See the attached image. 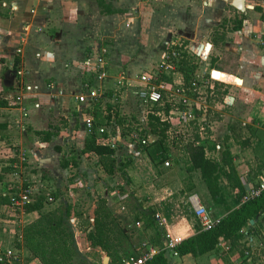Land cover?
I'll return each instance as SVG.
<instances>
[{"label": "crops", "instance_id": "0c3cea01", "mask_svg": "<svg viewBox=\"0 0 264 264\" xmlns=\"http://www.w3.org/2000/svg\"><path fill=\"white\" fill-rule=\"evenodd\" d=\"M116 1L118 5L130 1L134 5L136 12H143L146 15L151 16L149 23L154 25L163 22L164 24H175V26L178 24L179 28L183 27L180 29V31L183 30L182 32L198 31L200 28L208 30L210 28L211 33H217L215 38L217 44L214 45L212 42L213 38L208 41L211 45H208L211 46V49L213 47L215 49L223 48L229 61L227 65H223V68L216 70L232 76L233 81L226 82L227 91L223 92L221 99L214 104L213 108L212 106L211 109L208 110L207 108H201V110L196 112L197 115H199V118L197 117L196 120L200 119L202 121L206 118V122L197 123L195 136H197L198 139L196 142L205 147L207 158L215 160L219 158L223 148L228 147L236 171L244 181L245 193H248L253 188H257L260 183L264 182V158L261 157L259 149L255 147V145L261 141L264 143V0H243V11L238 10L233 5L234 0H162L163 3L169 4V6L161 5L160 8H158L157 6L159 5L155 3L153 6V2H156V0ZM52 4V0H0V46L11 44L14 47L19 43L16 46V49L21 50L19 54L15 52V54L7 60L4 64V72L1 73L0 71V86H2L3 89H6V91H9V94L7 93L8 95H5L0 90L4 94V96L2 95L3 97L1 101H9L7 100V97L10 93H13V96L19 93L20 90L18 84H14V81L17 78H15L14 74L8 69V66L11 62H14L16 66L21 64L27 69V64L24 60V53L29 40L28 36H33L36 30L39 29L37 28L39 23L36 22L39 18V13L45 9V13L49 15V9L51 11L54 6H52ZM45 6L46 8H44ZM111 8L113 10L118 9V7L114 8L113 6H111ZM157 8L164 19L156 20L157 17H160L159 14L157 15ZM143 9L147 10L143 11ZM168 11H173L169 13L173 14L169 19H167L166 16ZM193 12H195V17H192ZM152 17L154 18L153 20ZM170 20L172 22H170ZM240 20H242V23L239 26ZM23 32L26 33H24V37ZM221 33H225L223 41L218 40V36H220ZM21 37L24 39L23 42H21ZM41 37L47 41L48 45L53 46L48 41L47 36L43 35ZM7 50L8 48L6 47H3L2 49L4 53H6ZM37 54L38 53L35 55L37 56ZM37 57H39V62H42V64L43 61L48 62L51 71L49 74L46 72L45 75L46 77L52 76V79L55 80H48L45 83L44 96L48 98L49 95L47 94L48 91L46 85L52 82L56 84L58 90L62 91V95H57L58 97L56 99H51L55 102L53 103L54 108L55 106H60L59 104L62 103L65 105L63 106L64 111L68 112V106H77L78 104L74 101V96L82 91V86L85 81H83L78 87L74 83H70L71 79L67 76L68 73L66 74L62 72V70H55L51 67L54 63L46 58L44 55V49L39 50V56ZM39 66L41 71H43V65L40 64ZM120 73L123 72L121 71ZM215 73L216 72H214V74ZM216 74L219 76L222 74V76H226L230 79L226 74ZM235 82H237L238 85L235 84ZM62 83H65L66 87L62 86ZM126 92L128 91H125L124 93ZM222 98L224 99L223 103L220 101ZM100 101L97 100L92 105L83 104V106H86L87 108L80 110L79 107V110H75L79 114L76 117H79L80 119L82 115H90L92 110L87 112V109L93 108L94 105L98 104ZM25 102L28 104L26 100ZM34 110L35 109L31 108L29 117L25 121V132H27L28 127L29 129L34 127L31 115H35L38 109ZM52 110V107L45 109V111L48 112ZM224 112L225 114H223ZM102 113L105 115L106 110ZM109 114L110 113L105 116ZM18 115V111L15 108L10 107V105L7 107H0V144H5L4 146L8 147L11 142L16 144L23 141L22 138L25 135V132L20 134V132L14 128V118ZM115 115L118 118H122H119L121 119L119 121L124 120V117L121 114L116 112ZM225 115H227V119H224L226 123L221 119L222 116ZM90 116L95 119L93 115ZM66 117L68 118V115ZM79 122H81V120ZM115 126L117 125H114V127ZM117 128H121V130L123 129L120 125ZM36 130H38V132L45 131L42 128H36ZM73 130H75V135L82 140L80 141L81 144L79 142L77 145L79 144L80 146L78 147L83 150L84 142L88 137V134L85 132L84 127L81 124L77 128L76 126L73 127ZM108 131H110L115 140V147L113 148L115 149V157L118 161L127 163V165L123 167V169L121 168V170H116L114 175L108 176L104 172L101 164L97 161L95 167L98 171L103 173L105 180H103V183L99 186L90 189L80 188V186H86L87 179L85 178H88V174H86L87 172H84L83 170L81 171L80 166L84 164V157H95L96 160L98 157L92 153L72 156L70 159H76L78 166L74 168L71 166L62 168L61 161L66 159L60 158V155L64 153L63 148L65 147V142H61L62 146L59 149L55 142L61 141L62 138L61 140H58V137H60L59 134L52 138L54 143L52 146H55L53 147L54 153H48L49 157L52 159L47 160L46 157L48 154L45 155V153L42 152L44 158L42 159L41 167L47 170L46 172H50V175L52 174L55 185L53 182H47L46 179L42 178L39 183V189L47 191L48 193L49 191H53L56 196H51V201L46 204L44 208L54 206L51 208L54 210L61 204L69 205L71 207L69 222H72V225H75L76 223L78 228L81 229L82 227L80 226L86 227V224L89 225L93 223L96 200L97 198H102L106 200V206L112 216L117 220V225L122 226V221L128 223L127 226L129 228L123 227L128 235L127 242L123 244L124 246L126 245L127 248H125V250L128 251V254L136 255L150 249L158 250L159 252L168 251L173 264H226V262L219 257L220 251L218 249L196 258L191 255L179 257L176 252V247L182 240L195 234L194 225H196L197 220L196 222L193 221L195 217L188 203V197L190 194H196L198 198L207 205V210L212 217L222 218L226 213L222 205L214 204L211 200L207 189L200 179V173L198 171L190 173L186 171L187 164H185L186 159L183 153L180 151L179 157L183 160L181 163H183L185 167L182 170L184 171V177L181 176L176 182V180L171 179V177L176 179V173L174 174L172 170L170 172L161 170L162 168L157 170L145 152L140 151L139 144H132V142L125 140L123 137L120 138V136L115 135L114 129H109ZM53 133L56 134L57 132L54 131ZM15 136H18V139H15ZM104 139L107 143L110 142L108 137H105ZM153 140L154 139L152 138L151 142ZM36 144L41 147H45V145L49 144L51 146V141L50 143H45L41 139L37 140ZM169 144L171 151L173 150V147L171 146L175 145V143L173 144L171 142ZM255 148L257 150H255ZM2 150L3 149L0 150V166L6 167L4 169L7 172L6 176H14L15 172L13 167L18 165L19 160L17 159V156H12L11 158V156L7 154L6 149L4 151ZM37 155L39 156V154ZM31 157H33L32 153L30 154V158ZM174 159L175 157L171 152L170 161H173ZM53 160L60 163V169L54 168L52 163ZM255 160L259 162V169L256 172H253V162ZM27 161L25 163H27ZM25 163H23L22 166ZM141 163H144V170H146L147 167L146 172L149 175V178L153 177V179H156L155 185L139 183L142 176L140 173L143 172L142 169L139 168ZM131 166H135L136 169ZM76 170L77 172L80 171L78 177L83 176V178L78 180L80 182L77 184L80 185L79 187L70 181L71 184L66 182L65 185H61L62 182L57 180L63 175V173L73 174L77 173ZM74 177L77 179L76 176ZM106 180H109L111 184H108ZM104 182L106 184H104ZM120 183H122V189L118 188ZM218 183L230 207L237 208L240 205V202L236 199L235 193L231 190L227 180L222 177L219 179ZM186 190L191 191L186 192ZM128 198L130 199L128 200ZM10 208L11 207L5 205H0V223L1 221L5 222V224L14 223L13 216L10 213H8V219L4 217L5 211L7 212V209ZM186 208L192 214L189 218L184 212ZM51 209L49 208L47 211H50ZM126 210L129 211L128 214H125ZM136 216H138L139 219H135ZM37 217L38 214L36 212L30 214L23 213L21 215V219L29 218L31 222ZM152 217L154 218L153 222L151 221L153 219ZM21 221L22 220L19 222ZM129 223H131V225ZM92 226L93 225L89 226L88 231L91 230ZM6 229V226L0 227L1 251H5L13 246V240H11L12 234ZM77 231L79 232H76L75 240L79 251L84 254L92 264H98L96 262L98 257L101 258L100 264H102L103 258L108 257L106 253L99 248H91L88 245L86 238L83 237L81 230ZM255 232H258V230H255ZM249 239L250 237L248 240ZM248 240H246V238L243 239L241 244H244L245 246L248 243ZM169 241H175L173 244L174 247H165ZM173 253H176L177 255H174ZM235 255H238L236 251L233 255L228 257V262L230 264H238L240 261H242V264L261 263L259 260L261 255L253 257L250 260L244 257L242 258L243 260H236L235 258L237 257H235ZM28 263L41 264L38 259H30ZM107 263L115 264L116 262H112L109 258Z\"/></svg>", "mask_w": 264, "mask_h": 264}, {"label": "rangeland", "instance_id": "374dc122", "mask_svg": "<svg viewBox=\"0 0 264 264\" xmlns=\"http://www.w3.org/2000/svg\"><path fill=\"white\" fill-rule=\"evenodd\" d=\"M116 2V0H52V6L54 5L53 9H51V11L49 9V15L45 13V9L39 13V18L36 20V22L39 23L37 26L39 29H37L36 32L34 31L35 33L33 36H28L29 40L24 53V60L27 64L26 70L29 72V75L25 77L26 80L23 79V81H26L28 89V99L26 101L32 104L37 103L39 107L37 108L38 110L35 109L37 110L35 115H31L34 127L30 129L28 127L27 132L24 133L25 135L22 138L23 141L16 144L11 142L8 147L4 146L2 151L6 149L7 154L11 156V158L12 156L19 157V152L21 151L27 153L29 157L28 161L26 160L27 163L23 166L19 163L17 167L12 166L15 172L14 176H6L7 172L4 170L6 167L0 166V196L8 198L12 203L18 201L21 204L20 206L12 204V206H10L11 208L7 209V212L5 211L4 213L6 219H8V213H10L13 216L14 223L5 224V222L1 221L0 227L6 226V230L12 234L11 240H13V246L11 245L12 247L7 250H12L18 254L22 259V264H29L26 260L29 258V251L24 247L23 243H21L18 249L14 242L15 240L22 242V231L26 225L31 222L29 218L21 219V215L23 214L22 206L30 201L31 197L39 195L44 196L47 199L46 204H48L51 201V196L54 195L53 191H49L48 193L47 191L39 189V183L41 179L44 178L47 182L51 181L55 185L52 174L50 175V172H46L47 170L41 167L42 159L44 158L43 153H45V155L49 152L54 153L53 147L55 146H52L54 144L53 140H51V146L50 144L45 145V147L38 146L36 144L37 140L43 139L44 135H37L36 132H38V130H36V128L45 130L39 132L56 131V135L59 134L60 136L58 140L62 138L61 141L55 142L57 148L60 149L62 146L61 142H65V147L63 148L64 153L60 155V158L70 160V157L77 156L81 152L80 147H78L80 145H77V143L82 140L75 135L73 127L76 126L77 128L80 124L84 125L85 119H90L91 117L89 114L82 115L80 119L76 117L79 114L75 110H79V107L80 110L87 108L86 106L84 107L83 104L68 106L69 111L65 112L63 107L65 105L60 103V106H55L54 108L53 103L55 102L49 97L47 98L44 96L45 83L48 80H55L52 79V76L46 77V72L49 74L51 71L49 69L50 65L46 61H43V64L39 62V57L35 55L36 53L39 55V50L44 49L46 58L53 61L54 64L52 63V68L55 70L58 69L59 71L62 70V72L66 74L68 73L67 76L71 79L70 83H74L78 87L83 81L90 82L100 90L102 97L97 100L101 101L95 104L94 107L92 106L93 109H88L89 111L92 109L91 112L93 116L99 117L98 121L101 123L100 127H106L108 130L114 129L115 135L120 136V138L123 137L125 140H128L129 131L133 128L141 129V131L145 127L148 129V122H150L151 119L148 114L147 120H140L142 116H146L145 113H147L149 105H143L141 101L138 100L136 95L137 88L135 90V88L122 87L123 80H121V78H131L135 80L148 72V70H151L155 76V80L160 79L162 86L167 85L164 93L165 102L163 106L159 107V105H157V107L154 106V108L168 107L169 113L172 111L169 116L164 113H159V115L155 116H159L160 121L167 122L170 126L167 131V141L168 143L172 142L177 145V147L173 146V150H171L175 158H180L179 154L183 143L185 144L188 140L194 138L197 123L206 122V118L202 121L200 119L196 120L197 117L199 118L196 112L201 110V108H207V110L211 109V106L213 108L214 104L221 99L223 92L227 91L226 82L233 81L232 76L216 70L223 68V65H227L229 60L223 48L215 49L213 47L211 49V44L208 41L216 38L217 33H211L210 28L208 30L200 28L198 31L182 32L183 30L180 31V29L183 27L179 28L178 24L175 26V24L170 25L160 22L154 25L149 23L151 16L143 12H136L134 5L130 1L120 3V5ZM154 3L159 5L157 6L158 8H160L161 5L169 6V4L163 3L162 0H156V2H153V6L155 5ZM111 6L114 8L118 7V9L114 10L112 14L105 12L109 8L112 9ZM44 8H46V6ZM157 9V15L159 14L160 17H157L156 20L164 19L159 9ZM144 10L147 9H143V11ZM171 12L168 11L166 14L167 19L173 15L169 14ZM194 13L195 12H193L192 17H195ZM153 19L152 17V20ZM170 22L172 21L170 20ZM24 33L25 32H23V37L26 34ZM43 35L48 37V41L53 46L48 45L47 41L41 37ZM18 44L14 47L11 44L0 46V66L3 68L0 67L1 73L4 72V64L15 54ZM3 47L8 48L6 53L2 51ZM101 48L106 50L107 66L105 68L106 76L99 80L97 78L98 73H96L94 68L95 55ZM170 51L173 53L171 55L172 57L176 56L172 62H170L171 59L169 60L168 55ZM178 54H186L190 57L191 64L195 65L194 72L189 76L187 81L188 84H190L188 87L184 86L183 75L178 70L180 62ZM40 64L43 65V71L40 69ZM164 66L170 68L161 70V67ZM121 71L123 73H120ZM214 72L226 74L230 79L226 76H222V74L220 76L216 73L214 74ZM211 75L215 80L211 79ZM18 83L20 82L16 79L14 84ZM169 84L171 87H169ZM235 84L238 85L237 82H235ZM61 85L66 87L65 83ZM175 89H178V91L181 90L182 93L173 94ZM0 90L5 95L9 92L3 89L2 86H0ZM1 91L0 101L4 96ZM115 91H117L116 94H114ZM125 91L128 92L124 93ZM12 94L13 93H10L9 95L11 98L13 96ZM9 96L7 100L10 99ZM220 101L223 103L224 99L222 98ZM7 102L10 107H12L10 101ZM49 106H51L53 110L50 112L45 111L46 108H51ZM104 110H106L105 115L110 113V116L107 115L109 116L108 121H106L107 116L102 113ZM116 112L121 114L124 120L119 121L122 118L119 117L121 118L119 119L115 115ZM155 112L156 111H154V113ZM192 112H194V114ZM223 114H225V112ZM67 115L68 118L66 117ZM221 119L226 123L224 119H227V115L222 116ZM80 120L81 122H79ZM118 122L120 124H118ZM114 125L117 126L114 127ZM119 125L123 128L122 130L121 128H117ZM15 139H18V136H15ZM2 145L5 144H0V146ZM255 147L259 149L261 157L264 158V143L261 141L257 143ZM255 150L257 149L255 148ZM31 153L33 157L30 158ZM37 154H39V156ZM84 158V164L80 167L81 171L83 170L88 174V178H85L87 179L86 186L77 185L80 183L78 180L83 178V176L78 177L80 171L77 172V170V173L73 174L63 173V175L57 179L62 182L61 185H65L66 182L70 181L78 187L80 186V188L90 189L103 183L105 177L103 173L98 171L95 167L98 158L97 160L95 157H93L94 159L92 157ZM46 159L51 160L52 158L49 157L48 154ZM53 161L54 168H59L60 163L55 160ZM168 161L169 165H163L161 170L167 172L172 170L174 174L176 173V179H174V177H171V179L177 182L181 176L184 177V171H182L185 168L184 164H175L174 160ZM143 164L144 163H141L139 166L143 171L140 173L142 176L139 183L155 185L156 179H153L152 176V178H149L146 172L147 167L146 170H144L145 166ZM131 167L136 169L135 166ZM253 168V172L259 169L258 161L255 160L253 162ZM74 176H76L77 179ZM70 182L69 184H71ZM107 182L111 184L109 180ZM104 184L106 183L104 182ZM121 185L122 183L119 184L118 188L122 189ZM24 190H28L31 194L23 193ZM26 194L28 195L22 198ZM129 199L130 198H128V200ZM22 201L24 203H22ZM202 204L207 209V205L204 204V202H202ZM53 207L54 206H50L44 208L45 210L42 209V213H46L49 208L51 209ZM128 213L129 211L126 210L125 214ZM20 220L22 221L19 222ZM193 221L196 222V218H194ZM122 223L123 225L120 226V228L128 227V223L123 221L121 224ZM70 224L72 225V222H70ZM129 224L131 225V223ZM87 225L88 224H86V227ZM72 227L73 229L75 228V234L79 232L77 230H81L85 238V226H80L82 228L79 229L78 225L75 223ZM248 238L249 237H246V240H248ZM125 248H127L126 245L124 246V249ZM260 255L261 257L259 260L261 263L259 264H264V252ZM96 262L100 264L101 258L98 257Z\"/></svg>", "mask_w": 264, "mask_h": 264}, {"label": "trees", "instance_id": "16d2710c", "mask_svg": "<svg viewBox=\"0 0 264 264\" xmlns=\"http://www.w3.org/2000/svg\"><path fill=\"white\" fill-rule=\"evenodd\" d=\"M113 11V9L109 8L105 12L110 14ZM241 23L242 20L239 21V26ZM218 37V40L223 41L225 33H221ZM212 42L214 45L217 44L215 38ZM178 57L180 58L178 70L183 75L184 86L188 87L190 84H188L187 81L189 76L194 72L195 65L191 64V59L186 54H178ZM155 82H160V79H156ZM7 106H9L8 102L0 101V107ZM87 111L89 110L87 109ZM168 111V107L164 108V113L166 115ZM90 115H93L92 112ZM108 117H106V121L109 120ZM94 118L95 126H100L101 123L98 121L99 117L94 116ZM149 118L152 121L150 120V122H148V129L146 127L142 129L141 134L150 135L154 140L146 146H140L139 144V148L141 149L140 151L145 152L153 166L157 170H160L164 162L171 158L170 144L167 141V131L170 126L167 122L160 121L157 116H149ZM118 124L120 123L118 122ZM129 132H131V130ZM36 134H43L44 137L42 141L45 143L50 142L52 138L56 136L53 132H36ZM106 136L105 134L103 135V137ZM98 139L99 136L96 133L88 135L80 155L89 153L96 155L98 157V163L101 164L104 172L108 176H112L116 170L123 169L127 163L118 161L115 157V149L109 145H100ZM197 139V136H194L192 140H188L185 144L183 143L180 149L186 159V171L189 173L198 171L200 173V179L207 189L211 200L214 204L222 205L226 213L215 227L207 231H202L199 224L196 222V225H194L195 234L182 240L177 245L176 252L179 257L191 255L196 258L218 249L220 251L219 257H221L226 264H230L228 262V257L233 255L235 251L238 253V255H235V257H237L235 258L236 260L243 258L245 246L241 244V241L246 237H251L255 230H258L256 227H264V219L261 216L264 212V192L258 197L244 200L243 198L246 195L244 181L236 171L228 147L223 148L218 159H210L206 156L205 147L201 144H197ZM173 146L177 147V145H172V147ZM174 162L175 164H179L183 162V160L181 158H175ZM69 166L77 167V160L72 158V160L61 161L62 168H67ZM222 177L227 180L231 190L235 193L236 199L240 202L237 208L230 207L219 187L218 182ZM190 191L191 190H186V192ZM55 196L56 195H53L52 197ZM46 203L47 199L39 195L31 197V200L22 206L23 213L30 214L36 212L38 214V217L27 224L23 229L22 242L18 240L14 242L18 249L21 243H23L24 247L29 251V258L26 259L27 262L30 259H38L41 264H92L87 257L79 251L76 245L75 233L69 222L71 207L67 204H61L54 210L42 213V209L45 207ZM0 205L10 207L12 203L8 198L0 196ZM184 212L188 218L192 215L187 208ZM144 215L146 216L145 213ZM135 219H139L138 216H136ZM116 221L117 220L112 216L106 206V200L97 198L93 223L87 225L85 228V238L88 245L93 249L99 248L103 250L112 262L120 261L122 258L130 255L128 251L124 249L123 245L127 242L128 235L125 232V228H120ZM151 221L153 222L154 218ZM91 225L93 226L91 230L88 231ZM221 242L225 243L224 246H229V250L225 251L223 246L220 245ZM142 254H144V251L136 254V256ZM145 264L173 263L168 251H160L152 260ZM238 264H242V261Z\"/></svg>", "mask_w": 264, "mask_h": 264}, {"label": "built area", "instance_id": "2783aa9c", "mask_svg": "<svg viewBox=\"0 0 264 264\" xmlns=\"http://www.w3.org/2000/svg\"><path fill=\"white\" fill-rule=\"evenodd\" d=\"M27 31V29H26ZM21 42L24 41L23 37H21ZM16 52L19 54L21 50L17 49ZM173 53L170 51L168 53L170 62L176 57H172ZM175 55V54H174ZM37 56H39L37 54ZM171 57V58H170ZM107 66L106 61V50L101 48L99 52L95 55V68L96 73H98V79L101 80L103 77L106 76L105 68ZM170 67L166 68V66L161 67V70H167ZM8 69L14 74L15 78L18 79V86H19V93L14 95L12 98L9 99L10 104L13 108H15L19 115L14 119V128L20 134H23L26 131V125L25 121L28 119L31 108L36 109L39 107L37 103H26L25 100L28 99L27 95V83L26 81H23L26 76L29 75V72L20 64L19 66H16L14 62H11L8 66ZM96 78V80H97ZM211 79H213L211 75ZM122 87L126 88H136L138 89L136 91V95L138 100L141 101L143 105H149V108L147 113H145L146 116H142L140 119L141 121L147 120L148 114L149 116H155L159 115V113H164V108H154V106L159 107L163 106V103L165 102V89L166 86H162V84L155 82V76L153 75L151 70H148L145 74L139 76L138 78L131 79V78H125L122 79ZM215 80V79H213ZM121 87V88H122ZM140 87V88H139ZM169 87L171 85L169 84ZM46 89L48 91V97L50 99H56L57 95H62V91L58 90L56 87V84L50 82L46 85ZM117 91L114 92L116 94ZM182 93V91H178V89H175L173 91V94ZM102 97V94L98 88H96L92 83H84L82 86V91L74 96V101L81 105H92L94 104L97 99H100ZM185 101V100H184ZM165 107V106H164ZM154 111H156L154 113ZM172 113V111H170ZM168 111V116L171 115ZM194 114V112H192ZM165 114V113H164ZM166 115V114H165ZM159 117V116H158ZM164 122V121H162ZM85 132L90 135L92 133H96L99 136L98 143L103 146H111L112 148L115 147V140L113 135L110 133V131L107 130L106 127H96L94 124V119L90 117V119H85V124L83 125ZM107 135L110 139V142L107 143L105 141V137L103 135ZM152 140V137L150 135H142L141 129L133 128L131 132L129 133L128 141L132 142V144H140V146H146L148 145ZM4 145L0 146V149H2ZM29 155L25 152H19V157L17 159L19 160V164H23L28 159ZM169 162H165L164 166H168ZM17 167V165H16ZM264 192V182L260 183L257 188L251 189L248 193H246L244 200H248L251 198L258 197L261 195V193ZM23 193H30L28 190H24ZM28 194L24 195L25 198ZM27 201V200H26ZM12 203V202H11ZM22 203H24L22 201ZM188 203L192 209L193 215L196 218L200 228L202 231H207L215 227L219 220L221 218H215L212 217L210 212L205 208V206L202 204L201 200L198 198L196 194H190L188 197ZM12 204L16 206H20V202L15 201ZM264 219V212L261 215ZM175 241H169L166 244V248H172L174 247L173 244ZM225 243H220V245L223 246L224 250H229V246L225 245ZM264 252V227L260 228L258 227V232H254L250 239L248 240V243L245 245V249L243 250V257L250 260L253 257L259 256L261 253ZM159 253L158 250H147L142 255H129L127 257L122 258L120 261H117L115 264H145L146 262L152 260L157 254ZM174 255H177L176 253H173ZM0 264H22V259L18 254L13 252L12 250L7 251H1L0 250Z\"/></svg>", "mask_w": 264, "mask_h": 264}, {"label": "water", "instance_id": "95a60500", "mask_svg": "<svg viewBox=\"0 0 264 264\" xmlns=\"http://www.w3.org/2000/svg\"><path fill=\"white\" fill-rule=\"evenodd\" d=\"M233 5L238 9V10H241L243 11L244 8H243V0H234L233 1ZM252 223V222H251ZM109 258L108 257H104L103 258V261H102V264H108Z\"/></svg>", "mask_w": 264, "mask_h": 264}]
</instances>
